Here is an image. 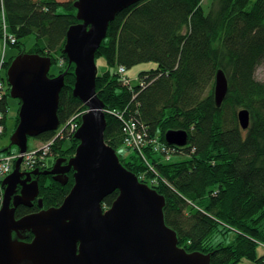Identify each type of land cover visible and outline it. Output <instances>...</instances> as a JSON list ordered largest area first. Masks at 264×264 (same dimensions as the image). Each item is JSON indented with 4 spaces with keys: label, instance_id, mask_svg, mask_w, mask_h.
Instances as JSON below:
<instances>
[{
    "label": "trees",
    "instance_id": "1",
    "mask_svg": "<svg viewBox=\"0 0 264 264\" xmlns=\"http://www.w3.org/2000/svg\"><path fill=\"white\" fill-rule=\"evenodd\" d=\"M76 1L0 0V43L5 39L4 24L8 37L3 64L0 57L6 86L0 114L5 126L11 90L6 74L18 55L51 57L59 71L51 70L50 77L68 69L63 50L68 30L78 24ZM203 1L143 0L110 24L96 54V63L105 59L109 67L103 73L98 68L97 76V94L106 111L105 141L117 153L126 148L124 123L115 115L121 113L143 128L148 140L174 149L173 156H185L163 160L153 145L142 154L127 148L118 154L142 183L157 180L149 186L165 197V220L177 232L181 247L211 254L212 264H264V256L258 255L264 248V82L256 78L264 63V0H214L208 13ZM60 7L65 12L60 13ZM31 36L35 40L28 47ZM9 47L18 48V53L8 57ZM143 63H155L157 68L141 72L138 86L125 74L130 80L126 85L120 68L127 72ZM219 70L229 83L220 108L214 94ZM74 85L71 66L60 95L62 125L87 111L74 97ZM243 109L251 116L247 130L238 120ZM169 131H186L188 145L169 146L165 140ZM55 135L48 132L36 139L44 143ZM67 141L71 145L64 151ZM78 145L72 135L58 141L52 155L75 153ZM73 185L72 177L66 186L42 178L44 209L61 206ZM118 196L116 191L107 197L104 206L109 208ZM39 211L38 204L21 206L16 217Z\"/></svg>",
    "mask_w": 264,
    "mask_h": 264
},
{
    "label": "water",
    "instance_id": "2",
    "mask_svg": "<svg viewBox=\"0 0 264 264\" xmlns=\"http://www.w3.org/2000/svg\"><path fill=\"white\" fill-rule=\"evenodd\" d=\"M142 1L77 0L78 24L67 33L63 53L69 67L64 73L50 77L52 58L28 53L18 55L8 68L10 97L21 101L11 146H17L21 154L28 151L30 138L56 132L61 126L60 95L71 66L75 75L73 95L87 111L74 135L79 141L75 155L63 170L58 159L52 171L23 173L19 159L3 182L0 264H212L211 254L188 252L180 246L177 232L165 220V197L124 167L116 150L105 141L107 120L105 104L97 94L96 54L116 17ZM228 90L227 76L219 70L214 92L218 108ZM238 120L247 130L250 112L240 110ZM165 140L169 146L181 148L188 145L189 135L169 131ZM71 170L74 185L63 204L44 209L39 182L31 181V176L53 175L54 181L66 186ZM24 176L27 179L21 182ZM19 183L23 190L13 201ZM116 191L118 198L105 207V199ZM35 203L39 212L17 219L19 207L32 208ZM26 234L33 239L28 241Z\"/></svg>",
    "mask_w": 264,
    "mask_h": 264
},
{
    "label": "built area",
    "instance_id": "3",
    "mask_svg": "<svg viewBox=\"0 0 264 264\" xmlns=\"http://www.w3.org/2000/svg\"><path fill=\"white\" fill-rule=\"evenodd\" d=\"M5 30V39L3 40L2 49H1V63L3 64L5 55L7 52L8 46V37L6 36V25L4 24ZM9 41L12 44H15L16 40L12 37H9ZM3 52V54H2ZM1 64V65H2ZM2 68L0 69V100H2L6 94V86L1 78ZM119 73L123 76L124 83L127 85L130 83V80L125 76L126 69L120 68ZM143 85V84H142ZM115 115L124 123L123 132L125 135V147L143 153L144 148L148 146H154L155 151L162 153L166 156V161H169L174 149L167 147L159 143L157 140H148V134L143 128H139L138 124L133 120H126L124 115L121 113H115ZM83 114H77L73 116L66 124L59 127L56 131L55 137L48 142L42 143L40 146L34 149H28L24 154H21L19 151L17 153L8 152L6 154L0 153V213L3 208L4 199H5V187L3 182L14 172L16 163L19 159H22L21 171L22 172H33L35 170L43 169L48 165V159L52 156V151L54 146L58 141L66 140L72 135H75L79 128L81 127ZM5 117L0 114V134L3 135L6 131V126L2 124ZM24 167V170H23ZM145 179V178H143ZM151 185H156L157 180L153 179L150 181ZM149 184V185H150Z\"/></svg>",
    "mask_w": 264,
    "mask_h": 264
},
{
    "label": "rangeland",
    "instance_id": "4",
    "mask_svg": "<svg viewBox=\"0 0 264 264\" xmlns=\"http://www.w3.org/2000/svg\"><path fill=\"white\" fill-rule=\"evenodd\" d=\"M214 0H204L203 1V8L204 10L208 13L212 7ZM59 12L63 13L65 12L63 7L59 8ZM35 37L31 36L27 42V46L31 47L34 43ZM1 49H2V42L0 43V57H1ZM19 49L16 47H9L8 49V57L12 55H16L18 53ZM3 54V52H2ZM99 72L103 73L109 69L107 66V63L105 59H100L97 63ZM157 65L155 63H143L140 64L130 70H127L126 76L131 80L133 86H138L140 85V80H139V75L141 72H146L150 71L152 69H156ZM59 67L57 65H54L52 67V72L53 73H58ZM256 78L257 80L264 82V63L258 68L257 73H256ZM19 102L18 100L12 99L11 97L9 98V111L7 114V119H6V131L3 135L0 134V153L1 154H6L7 152H3L4 150L9 148V151L12 153H17L19 151L17 146H11V136L16 130L17 126V119L19 115ZM20 110V109H19ZM38 144H42L41 141L37 140L36 138H30L29 139V149H34L38 146ZM39 145V146H40ZM71 145V141H67L64 143V151L68 150ZM126 153V148L122 149L119 151L118 154H125ZM162 159L166 160V156L161 153ZM185 156H172L173 161L181 160ZM56 156H51L48 159V163L53 164L55 163ZM24 170V167H23ZM258 255L259 256H264V248L260 247L258 249ZM244 264H250L249 262H244Z\"/></svg>",
    "mask_w": 264,
    "mask_h": 264
},
{
    "label": "flooded vegetation",
    "instance_id": "5",
    "mask_svg": "<svg viewBox=\"0 0 264 264\" xmlns=\"http://www.w3.org/2000/svg\"><path fill=\"white\" fill-rule=\"evenodd\" d=\"M74 155H75V153H72V152L69 151V152H67V153H65V154H61V155H59V156H56L55 163H56V161H57L58 159H61V160H62V163H61V165L59 166V169H60V170H63V169L69 164V160H70ZM52 156H54V155H52ZM55 163H53V164L48 163L47 167H45V168H43V169H39V171H40V172L52 171V170L54 169ZM25 173H29V172H25ZM67 174H68L69 178H71V177L73 178L74 171L71 170V171L68 172ZM54 177H55V176H53V175H47V176H45V175L31 176V181H36V180H38V182H39V187H40V182H41L42 178H45V179L47 180V179H49V178H52V179H53ZM26 179H27V177L24 176L23 178H21V182L25 181ZM69 182H70V179H69ZM28 183H30V182H28ZM28 183H27V184H28ZM22 190H23V185H22L21 183L17 184V185H16V188H15V194L12 196L13 201H14V199H15L18 195L21 194ZM39 199H40V195H39ZM35 204H37V203H35ZM17 210H18V209H17ZM21 218H22V217H21ZM17 219H20V218H17ZM28 241H31V240H28Z\"/></svg>",
    "mask_w": 264,
    "mask_h": 264
},
{
    "label": "crops",
    "instance_id": "6",
    "mask_svg": "<svg viewBox=\"0 0 264 264\" xmlns=\"http://www.w3.org/2000/svg\"><path fill=\"white\" fill-rule=\"evenodd\" d=\"M41 143H42V142H41ZM39 145H40V144H38V146H39ZM38 146H37V147H38Z\"/></svg>",
    "mask_w": 264,
    "mask_h": 264
}]
</instances>
